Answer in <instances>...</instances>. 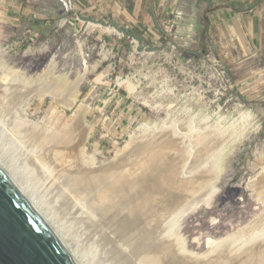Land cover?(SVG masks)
<instances>
[{
    "label": "rangeland",
    "instance_id": "1",
    "mask_svg": "<svg viewBox=\"0 0 264 264\" xmlns=\"http://www.w3.org/2000/svg\"><path fill=\"white\" fill-rule=\"evenodd\" d=\"M59 1L45 19L0 0V168L77 264H150L108 225L126 210L91 192L97 175L143 183L154 156L173 180L202 171L201 207L147 193L159 244L174 264H264V59L217 55L201 35L141 41Z\"/></svg>",
    "mask_w": 264,
    "mask_h": 264
},
{
    "label": "crops",
    "instance_id": "2",
    "mask_svg": "<svg viewBox=\"0 0 264 264\" xmlns=\"http://www.w3.org/2000/svg\"><path fill=\"white\" fill-rule=\"evenodd\" d=\"M44 10L59 0H33ZM95 22L112 21L143 41L201 35L217 55L264 59V0H76ZM29 0H15L19 14L36 15ZM51 12H53L51 10Z\"/></svg>",
    "mask_w": 264,
    "mask_h": 264
},
{
    "label": "bare ground",
    "instance_id": "3",
    "mask_svg": "<svg viewBox=\"0 0 264 264\" xmlns=\"http://www.w3.org/2000/svg\"><path fill=\"white\" fill-rule=\"evenodd\" d=\"M87 70H88V67H87ZM183 141L184 139L181 137L179 138L173 137L171 142H169L168 139H164L162 140V144L160 143L159 144L160 146L164 145L166 148L169 149L171 146H176L178 142H183ZM161 153L162 152H160V154ZM154 157L156 158L157 156H154ZM148 160H151V161L145 164L144 166L145 171L142 170L146 174L144 175L143 172L141 171L142 172L141 178H142V175H144L143 183L137 182L136 178H135L136 179L135 181L134 179L127 180L128 178L127 177L125 179L126 181L119 180L117 184L114 183L115 185H109L106 182V180L108 179L107 176H109L110 172L109 174H107L108 173L107 172L106 174H102V175L100 174L95 177L94 181L92 182L91 192L93 193L99 192L100 196L105 199H109L110 197H113L114 195H116L117 197H120L122 204L125 206L126 213L123 216H119V217L118 215L113 214L110 218V221L108 222V225H110V228L112 227L111 229H113V231H115L118 235H120L121 238H124L122 237L123 235L128 236L127 242L133 245L134 250H135L134 253L136 252L138 253V254L136 253V255H139L141 258H143L144 256H147L145 260L146 262H149L150 264H162L163 258L166 259V257L169 256L168 254L172 256L173 253L169 252L170 246L169 247L162 246L164 243L160 245L159 244L160 242L157 240L158 238L156 239L155 234L152 233V228L155 226L154 220H152L151 218H147L145 211H144V207H145L144 199L146 198L147 193L150 191H153V192H155L156 190L159 191L158 197L160 194L161 202L167 203L166 209H172L173 207L177 205H180V204L185 205L186 203L192 202L195 198H198V196H200L203 193L204 189L206 188L205 186L208 184L207 183L208 180L202 179V177L200 176L202 171L192 173L190 176H185V179L183 181L179 180V175L177 176L176 179L173 180L172 176L169 175L170 169L172 168L173 164L170 165V164H167V162L166 163L164 162V164L156 163L155 161L152 160V158ZM174 169L176 168L174 167ZM7 176L9 177V175ZM115 178L118 179L117 175ZM9 179L12 181V183H14V181L10 177ZM196 180H198V183L195 182ZM14 185L17 187L15 183ZM164 188H167L169 192L168 194H165ZM73 191L77 194L79 191H81L82 193L84 192L83 189H78V190L74 189ZM73 191H71V193H73ZM170 191L175 192L173 194L175 197L171 194ZM20 192L22 193V195H24V193L21 190ZM24 197L26 198L25 195ZM202 201H203L202 199L198 201H193V204H191V207L194 205L195 207H197ZM132 204H134L135 207H133ZM199 206L201 207L203 206V204ZM181 208H183V206ZM34 209L36 210V208ZM39 215L43 218L41 214ZM43 220L45 222L44 218ZM45 224L49 227V229L52 231L55 237L59 240V242L64 246V244L61 242L58 236L50 228L49 224H47V222H45ZM157 237H158V234H157ZM168 244L169 243H167V245ZM64 248L66 249L65 246ZM174 249H176V247H174ZM66 251L68 252L67 249ZM68 254L70 255L69 252ZM171 256L167 257L169 258V260H167V263L174 264L173 262H175L174 261L175 257L171 258ZM70 257L72 259L71 255ZM75 263L77 264L76 261Z\"/></svg>",
    "mask_w": 264,
    "mask_h": 264
},
{
    "label": "water",
    "instance_id": "4",
    "mask_svg": "<svg viewBox=\"0 0 264 264\" xmlns=\"http://www.w3.org/2000/svg\"><path fill=\"white\" fill-rule=\"evenodd\" d=\"M0 264H76L1 168Z\"/></svg>",
    "mask_w": 264,
    "mask_h": 264
},
{
    "label": "built area",
    "instance_id": "5",
    "mask_svg": "<svg viewBox=\"0 0 264 264\" xmlns=\"http://www.w3.org/2000/svg\"><path fill=\"white\" fill-rule=\"evenodd\" d=\"M65 7H69L73 4L72 0H61Z\"/></svg>",
    "mask_w": 264,
    "mask_h": 264
}]
</instances>
